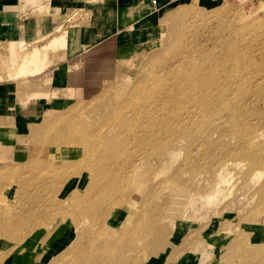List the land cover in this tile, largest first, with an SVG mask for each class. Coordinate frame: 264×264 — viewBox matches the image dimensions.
Returning a JSON list of instances; mask_svg holds the SVG:
<instances>
[{
    "label": "rangeland",
    "instance_id": "rangeland-1",
    "mask_svg": "<svg viewBox=\"0 0 264 264\" xmlns=\"http://www.w3.org/2000/svg\"><path fill=\"white\" fill-rule=\"evenodd\" d=\"M262 1L176 0L162 8L153 7L150 23L134 29L148 38L139 40L128 32L123 39L134 43L132 46L108 42L102 53L101 46L97 47L102 70L97 68V76L84 81L80 78L81 90L44 93L40 86L27 98L30 103L60 96L61 105L29 113L28 124L18 122L16 139L0 146V221L10 224L8 228L0 224V264H9L14 257L23 264H172L191 243L227 247L235 238L244 245L241 253H235L240 264H264V175L255 181L256 169L245 166L253 154L264 172V152L259 151L264 144L254 142L249 150L241 149L237 141L214 127L207 144L196 135L175 141L177 149L171 150L174 142L169 135L160 142L143 136L150 129H141L146 125L140 112L145 103L154 101V90L173 82L174 77L179 83L188 71L196 77L212 73L200 55L213 53L216 57L210 61L217 64L226 61L225 53L232 46L218 45L222 37L229 36V30L219 29L220 20L224 16L226 21L233 19L231 10L261 20ZM181 8L189 10L182 22L189 26L182 28L184 36L177 25L180 21L173 19ZM64 26L52 39L53 52L68 47L69 33ZM263 30L256 27L251 34ZM200 44L209 53L183 54L185 46L198 49ZM7 48V58L0 56V69L18 75L29 45L18 54L15 66L10 43ZM193 57L199 68L190 70L186 62ZM180 59L183 63L171 70ZM233 62L227 63L232 71H258L256 62L247 70ZM7 75H0V81L23 85H33L30 77L36 76L27 71L21 77L7 79ZM38 78L42 77L34 79ZM41 81L35 83L39 86ZM44 83L50 80L46 78ZM258 83L264 86V78ZM192 88L197 89V84ZM219 175L227 182L222 184L219 201L211 206L201 193L211 190ZM172 203L175 206L169 213ZM207 232L223 236L215 240ZM250 232H262L261 242L257 238L255 245ZM222 252L226 257L221 259L215 253V259L229 264L234 255Z\"/></svg>",
    "mask_w": 264,
    "mask_h": 264
},
{
    "label": "bare ground",
    "instance_id": "bare-ground-1",
    "mask_svg": "<svg viewBox=\"0 0 264 264\" xmlns=\"http://www.w3.org/2000/svg\"><path fill=\"white\" fill-rule=\"evenodd\" d=\"M36 3L37 9L41 13H43L44 11H48V7L44 6L45 3L44 5L40 1H36ZM229 8L231 7L228 6L227 9ZM259 9L263 10L262 12H264V1L261 2ZM180 11L181 12L178 13L176 16L174 15L173 19L181 22H179V24L177 25L179 27L181 35L184 36L185 31L183 32L182 28H189V26L187 23L183 25L182 22H184L185 18L189 15V10L181 8ZM231 12H234V15L232 17L233 19H229L226 21V19L224 18L225 16H222L223 19H219L221 21L219 29L223 28L225 31L229 30L227 31L229 33V36L222 37V39L219 40L218 44L232 46L225 53L224 58H227V60L221 61V64H217L216 61H210L216 57L213 55V53L209 56L207 55L206 57L204 55H200L202 58H205V60L208 61L207 67L213 69L212 73H210L209 75L196 77L193 76L192 71H188V74L184 75L183 82L178 83V77H174L175 79L173 82L158 86L159 88L155 89L153 92L154 101L145 103L143 105L144 108L140 111L144 118L142 124L146 125V127H141V129H150V134L149 131L146 130L145 132H142L143 136L144 134L149 135V139L153 138V141L160 142L164 138V136L169 135L174 142V144L172 143L171 145V150H176L177 146L175 141L193 139L196 137V135H200L203 139L205 138V144H207V140L209 139L212 129L216 127V129H218L221 134L227 133L230 138H232L234 141H237L236 144L241 149L249 150L254 142H257V144L260 145L264 144V86L258 83L259 80L264 78V30L263 33L259 32L256 34H251L254 28L264 27V17H261V20H252V15H250V13L242 14V12L240 13L238 12V10H231ZM221 14L224 13L221 12ZM77 15L79 14H71L69 17H67L66 22H69V25L66 26L67 29L70 24L77 22V20L80 18V16L78 17ZM64 25L65 24L61 23L53 30L52 33L47 35L44 33L45 35H42L37 38V40L34 41L33 45L30 46V51L28 53H25V56L22 57L21 62L23 64L19 67L20 71L18 72V75L13 74L11 72L6 73L8 74L7 79L12 76L21 77V75L26 73V71L27 74L33 73L34 75H40L49 65V52L53 51V49L55 48V44L52 42V39L57 35V33L59 34L65 28ZM132 28H129V32H132ZM95 31L92 29L90 30V35L88 37L89 46H91L93 42L103 37L102 33ZM219 31L221 30H218V32ZM225 33L226 32H224V34ZM186 36L187 34H185V37ZM135 37L140 40L142 38H148V34H136ZM85 42L86 41H84V43ZM27 45L29 44H27L25 41H22L21 43H10L11 49L9 50L11 51L13 62H15L14 66L18 63L20 59L18 54ZM185 48L187 50L184 51L183 54L187 53L188 55H191L196 52L209 53L208 50L204 51L202 49V44H200V48L198 49L194 46H185ZM230 60L236 61L233 63H241L243 70H247L249 66H252V62H256L258 64V71L254 73H241L239 71H232L231 66L227 64ZM182 63L183 60L180 59L176 64H173V68H169L173 70ZM196 63V57L190 58L186 62V67L190 70L198 69L199 66H197ZM4 67L7 68L6 65ZM30 71H32V73ZM0 79L3 78L1 77ZM21 79L25 78L22 77ZM193 84H197V89L192 88ZM239 84H243L242 86H244V88H241L242 90L237 92ZM185 86L189 88H180ZM198 87L202 88L198 89ZM204 87L205 89H203ZM245 90H247L246 93H243V91ZM21 92L24 91L22 90ZM117 93L118 94L115 96L116 99L119 100L121 93H119V91ZM157 93L159 94L155 99V95ZM32 96V93L28 95V97L31 98ZM116 117L117 116L115 115L114 118ZM51 121L52 120L49 119L48 124H50ZM45 124H47V122ZM111 130L113 131L114 129ZM131 131L134 132L135 130L133 129ZM115 144L116 143H114L113 145ZM103 148H105V146H103ZM260 148L261 150L259 151L264 152V145ZM116 149L117 148H115V151ZM107 155L111 154L108 153ZM252 156L253 157H251L250 160L248 159V164H245V166L249 170L251 169V167L256 169L253 176V180H258L259 182V180H261V177L264 175V172H262L261 169L258 167L260 160L255 158L253 154ZM262 163L264 164V159L262 160ZM229 165L230 164L228 163L225 165V167ZM234 165L237 166L240 164L235 163ZM243 167H241L240 169H243ZM47 169L48 168H46L45 171ZM226 182V178L219 175L216 182L211 185V190H207L204 193H201L205 194L204 198L206 199L208 204L211 205L219 201L222 192V184H225ZM88 187L89 185L87 186V188ZM2 194L3 193H1L0 195ZM75 201L76 200H74L73 203ZM174 206V204L173 206H170L169 213ZM260 210L259 212L257 211V213L260 214ZM169 213L167 215V218H169L170 216ZM0 224H2V227H10V224L7 225V222L4 223L0 221ZM77 226L78 228H80L79 225ZM158 232L163 231L159 230ZM1 251L2 249L0 248V252Z\"/></svg>",
    "mask_w": 264,
    "mask_h": 264
},
{
    "label": "crops",
    "instance_id": "crops-1",
    "mask_svg": "<svg viewBox=\"0 0 264 264\" xmlns=\"http://www.w3.org/2000/svg\"><path fill=\"white\" fill-rule=\"evenodd\" d=\"M36 1L43 5L45 3L48 11L41 13L36 7ZM174 1L176 0H0V56L4 59L8 55L9 43L23 40L31 48L30 45L37 38L52 33L59 24L69 25L66 19L71 14H80L77 22L68 26V47L49 52L48 67L40 75L29 79V83L32 82L33 85H23L6 79L0 81V146H5L8 141L16 139V135L19 134L17 124L20 120L23 121V126L28 124L29 113L37 114L39 107L50 109L55 105L56 107L61 105L60 96L34 99L29 103L27 102L29 94L37 92L40 86L44 93H54L56 90L78 92L81 90L80 78L84 81L86 77L97 76V68L100 72L102 70V59L100 55L97 56V47L101 46L99 50L102 53V45L110 41H115L123 48L132 46L134 43L123 39L129 28L133 27L132 32L136 35L134 29L143 22L150 23L155 7L162 8ZM91 29L94 31L98 29L95 32L102 33L103 37L89 46L88 37ZM0 75L6 76V72L0 69ZM36 77H42V81L39 78L34 79ZM46 78L50 80L47 85L44 83ZM38 80L41 81L39 86L35 83ZM22 90L24 92H21ZM220 234L207 232V237H216L215 240H218L220 239L218 236H223ZM257 238H260L261 242L262 232H250V239L254 244ZM203 241L206 242L205 239ZM222 242L224 243V240ZM211 244L204 248L202 244L191 243L189 248L181 250L179 258L177 257L172 264H221V256H224L222 251L234 255L229 264H240L235 253L242 252L244 245L241 244V240L235 238L227 247L224 244L222 247ZM215 253H219L221 259H215ZM15 260L8 263L23 264L18 257Z\"/></svg>",
    "mask_w": 264,
    "mask_h": 264
}]
</instances>
